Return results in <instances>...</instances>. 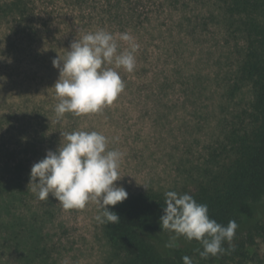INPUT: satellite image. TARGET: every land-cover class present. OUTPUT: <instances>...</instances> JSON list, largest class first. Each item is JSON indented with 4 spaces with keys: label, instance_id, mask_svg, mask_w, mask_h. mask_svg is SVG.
I'll use <instances>...</instances> for the list:
<instances>
[{
    "label": "rangeland",
    "instance_id": "1",
    "mask_svg": "<svg viewBox=\"0 0 264 264\" xmlns=\"http://www.w3.org/2000/svg\"><path fill=\"white\" fill-rule=\"evenodd\" d=\"M35 4V23L0 22V173L18 178L1 195L0 264H122L124 254L96 220L99 204L65 209L51 194L40 200L29 186L31 168L58 149L62 133L97 131L109 138V149L124 153L116 183L128 197L194 187L254 98L239 73L245 44L240 21L225 0ZM100 29L134 37L135 70L116 69L126 86L111 105L58 119L54 84L60 72L53 59ZM118 44L119 51L129 47ZM256 207L264 211V196ZM171 235L154 234L160 251L173 249L165 247ZM184 244L180 237L178 246Z\"/></svg>",
    "mask_w": 264,
    "mask_h": 264
},
{
    "label": "trees",
    "instance_id": "2",
    "mask_svg": "<svg viewBox=\"0 0 264 264\" xmlns=\"http://www.w3.org/2000/svg\"><path fill=\"white\" fill-rule=\"evenodd\" d=\"M225 1L227 10L241 24L245 44L239 73L250 82L254 98L250 108L238 114V123L232 121L221 152L213 154L203 178L194 187L177 193H188L198 203L207 204L210 217L222 225L236 221L232 246L225 242V253L202 259L197 251L202 250L201 244L182 237L186 240L183 246L160 251L153 237L162 231L165 192L152 190L109 207L121 220L105 223L104 228L115 250L124 254L122 264H184L185 255L200 264H264V211L260 213L256 207L264 196V0ZM35 3L0 0V22L35 23ZM31 30L37 33L36 26ZM17 179L14 175L8 180L0 173V200L5 187Z\"/></svg>",
    "mask_w": 264,
    "mask_h": 264
},
{
    "label": "clouds",
    "instance_id": "3",
    "mask_svg": "<svg viewBox=\"0 0 264 264\" xmlns=\"http://www.w3.org/2000/svg\"><path fill=\"white\" fill-rule=\"evenodd\" d=\"M118 41L129 47L119 51ZM2 47V46H0ZM139 45L128 32L113 34L100 29L74 40L66 57L58 55L53 66L60 76L54 84L59 103L55 107L58 119L65 113L76 116L100 112L111 105L125 88V81L116 69L131 73L136 67L135 53ZM114 65V67H109ZM58 149H49L46 156L33 164L29 186L40 200L51 194L65 209H82L90 201L99 204L102 212L96 220L102 224H117L120 215L109 206L122 203L128 191L116 182L121 179L120 166L124 153L109 149V138L97 131L78 130L62 133ZM162 231L172 233L165 247H178V240H196L202 259L227 251L232 246L238 224L222 225L209 215L207 204L198 203L188 193L167 191L165 194ZM184 264H194L191 257H182Z\"/></svg>",
    "mask_w": 264,
    "mask_h": 264
}]
</instances>
